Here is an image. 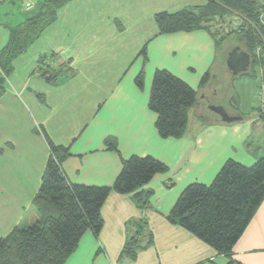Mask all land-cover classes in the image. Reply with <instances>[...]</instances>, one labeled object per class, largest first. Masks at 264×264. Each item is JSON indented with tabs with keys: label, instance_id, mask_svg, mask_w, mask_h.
Masks as SVG:
<instances>
[{
	"label": "crops",
	"instance_id": "obj_1",
	"mask_svg": "<svg viewBox=\"0 0 264 264\" xmlns=\"http://www.w3.org/2000/svg\"><path fill=\"white\" fill-rule=\"evenodd\" d=\"M46 1L0 0L9 2L0 8V51L12 31H20ZM205 3L69 0L54 22L12 59L0 92V146L7 142L0 164V238L38 221L33 201L50 141L69 149L61 170L71 184L111 187L122 160L131 156H151L168 168L139 190L152 193L146 205L137 203L133 194L111 191L100 209L99 234L86 231L65 264H264V200L229 256L168 220L189 184L209 185L229 159L246 166L256 160L244 151V132L236 130V141L229 133L232 127L215 123V114L205 116L204 108L196 115L190 111L193 123L188 113L192 107L187 111L181 139H161L156 115L148 109L156 70L170 72L196 91L207 71H213L209 84L221 75L215 43L207 32L157 34V13ZM30 5L33 8L27 9ZM143 47L145 61L139 56ZM140 72L142 90L135 83ZM209 84L198 91V100L206 99ZM206 120L214 124L205 126ZM261 123L257 115L237 128L247 126L246 139L261 140L263 131L253 130Z\"/></svg>",
	"mask_w": 264,
	"mask_h": 264
},
{
	"label": "trees",
	"instance_id": "obj_2",
	"mask_svg": "<svg viewBox=\"0 0 264 264\" xmlns=\"http://www.w3.org/2000/svg\"><path fill=\"white\" fill-rule=\"evenodd\" d=\"M68 1L48 0L39 12L27 19L20 31H12L9 42L0 51V92L4 76L11 70L12 59L54 22L57 11ZM230 14L238 16L236 25L239 23L241 27L227 36L217 37L213 28ZM154 20L158 35L207 32L215 43L217 61L223 53L227 59L233 49L245 52L250 65L239 75H250L254 67L264 71V6L256 0H206L202 6L186 7L175 13H157ZM223 45L228 49L225 52ZM233 45L234 48L229 49ZM139 56L146 60L144 47ZM212 74V70L205 73L198 91L209 84ZM262 81L264 83V72ZM135 83L143 89V72L136 77ZM263 87L259 91L262 96ZM198 91L166 70L154 72L148 109L156 115L155 128L161 139L183 138L188 123L187 111L196 104ZM259 93L256 111L262 121L264 102ZM203 114L213 113L204 110ZM214 117L215 123L222 125L241 124L250 119L242 115L240 121L226 124L217 115ZM204 123L205 126L214 124L207 120ZM48 142L50 154L33 201L39 219L28 227H15L6 237L0 238V264H65L86 231L95 236L99 234L102 228L100 209L111 191L133 194L137 203L146 205L152 193L139 190L155 175L168 171L151 156H131L122 160L121 170L111 187L71 184L61 170L69 149ZM107 145L117 152L108 141ZM263 200L264 158L251 166L229 159L209 185L192 183L185 187L171 208L168 220L218 254L229 256Z\"/></svg>",
	"mask_w": 264,
	"mask_h": 264
},
{
	"label": "rangeland",
	"instance_id": "obj_3",
	"mask_svg": "<svg viewBox=\"0 0 264 264\" xmlns=\"http://www.w3.org/2000/svg\"><path fill=\"white\" fill-rule=\"evenodd\" d=\"M48 1V0H47ZM46 1V2H47ZM259 5L264 6V0H256ZM45 2V3H46ZM9 2H3L0 4V8H3L8 4ZM16 4H19L18 1L15 2ZM192 7V6H189ZM41 8V7H40ZM92 9H95V6H92ZM39 12V11H38ZM160 13V12H159ZM239 20L238 16L235 14H230L229 18L225 20H221L219 22L218 26H214L213 31L215 32V35L217 37H223L231 34L235 30H239L241 27L236 21ZM235 45L231 46L229 49L234 48ZM223 51L225 52L227 49V46L225 47L223 45ZM259 53V51H258ZM50 57L48 58V60ZM219 65L221 66V70L218 71L221 75L217 76L218 80L217 81H212L207 90L208 93L206 95V99L203 100H198L196 104L188 111L189 113V118H190V123L195 122V118L191 115L190 111L194 112V115L198 114L197 110L198 109H205L208 110L209 107H223L226 112L228 113L229 116L233 117H241L242 115L246 116L248 115L249 117H255L257 116V111L256 109L258 108V93L260 91V88L264 86V83H262V73L264 72L262 69L259 67H254L252 70V73L249 75H239V71L236 70H229L228 68V60L226 61V58H224V53L222 54V58H219ZM225 71V74L223 73ZM235 72H238L235 74ZM216 73V74H218ZM224 74V75H223ZM225 77V78H224ZM227 78V80H226ZM264 88V87H263ZM205 105L207 106L208 109H206ZM207 117H209L211 114H205ZM209 115V116H208ZM196 117V116H195ZM262 127L260 126H255L253 128L254 131L260 132L261 130L262 135L264 137V116L262 117ZM238 125L242 124H232L230 125V132L229 133H234L236 136V141L238 140V132H236L237 129H239V132L243 133V141L244 142V151L249 152L252 154V157L254 156L256 158L255 162L259 160L260 158H263V146H264V138L261 140L257 139L255 140L254 138H248V127L246 128H237ZM262 128V129H261ZM242 141V142H243ZM1 155H0V164L2 162V156L5 155L7 152V142H3L1 144ZM235 150H237V147H234ZM5 149V150H4ZM4 150V151H3ZM3 152V153H2ZM7 158V156H5ZM234 160V159H232ZM236 161V160H234ZM241 164V163H240ZM244 165V164H242ZM246 166V165H244ZM250 166V165H249ZM168 169V168H167ZM172 191L177 190L175 186H172ZM7 219V218H6ZM27 223H22L20 226H24Z\"/></svg>",
	"mask_w": 264,
	"mask_h": 264
},
{
	"label": "water",
	"instance_id": "obj_4",
	"mask_svg": "<svg viewBox=\"0 0 264 264\" xmlns=\"http://www.w3.org/2000/svg\"><path fill=\"white\" fill-rule=\"evenodd\" d=\"M228 60V68L229 70L239 71V74L245 73L249 68V55L245 52L238 51L237 49H233L226 59ZM238 72H235L237 74ZM209 110L217 115L221 122L226 124H232L241 120L240 117L229 116L228 113L222 107H209Z\"/></svg>",
	"mask_w": 264,
	"mask_h": 264
},
{
	"label": "built area",
	"instance_id": "obj_5",
	"mask_svg": "<svg viewBox=\"0 0 264 264\" xmlns=\"http://www.w3.org/2000/svg\"><path fill=\"white\" fill-rule=\"evenodd\" d=\"M32 8V6L30 5L27 9H31ZM262 92V91H261ZM261 92L259 93L260 94V98H261V96H262V94H261ZM263 97V102H264V96H262Z\"/></svg>",
	"mask_w": 264,
	"mask_h": 264
}]
</instances>
